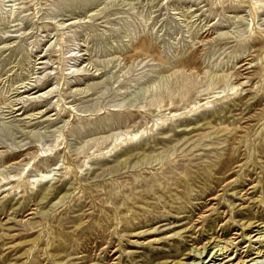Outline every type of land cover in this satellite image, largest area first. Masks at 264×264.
<instances>
[{"label": "rangeland", "instance_id": "rangeland-1", "mask_svg": "<svg viewBox=\"0 0 264 264\" xmlns=\"http://www.w3.org/2000/svg\"><path fill=\"white\" fill-rule=\"evenodd\" d=\"M229 241L264 264V0H0V264Z\"/></svg>", "mask_w": 264, "mask_h": 264}, {"label": "bare ground", "instance_id": "bare-ground-1", "mask_svg": "<svg viewBox=\"0 0 264 264\" xmlns=\"http://www.w3.org/2000/svg\"><path fill=\"white\" fill-rule=\"evenodd\" d=\"M133 139H135V138H133ZM52 175H53V173L51 172V173H48L47 175L43 176V178H41V180H40V183L42 184V182H45V180H47L46 182H48V179L50 180V178H52ZM231 245H232L231 241L227 242L224 247H222L220 250H218L215 253L213 259L210 260L208 263H205V264H210L211 262H214L213 264H216V261H220L219 264H244L246 261H243L242 259L238 260L237 263H234V260L236 261L237 258H232V257L230 258V255H228V253L230 251ZM206 247H207V245L203 246L201 249H199L198 250L199 253L197 255L202 256L203 253H205L204 251L206 250ZM216 247H218V244H216L215 249H216ZM201 251H203V252L200 253ZM218 253H220V254H218ZM218 256H222V259H216ZM263 257H264V249L257 250L256 259H258V258L262 259ZM256 259L255 258L251 259L250 262L257 261Z\"/></svg>", "mask_w": 264, "mask_h": 264}]
</instances>
